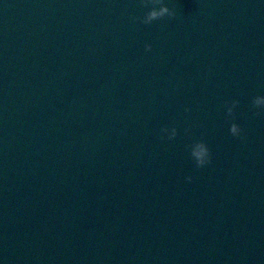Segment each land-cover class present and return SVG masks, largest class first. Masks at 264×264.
<instances>
[{
  "label": "water",
  "instance_id": "water-1",
  "mask_svg": "<svg viewBox=\"0 0 264 264\" xmlns=\"http://www.w3.org/2000/svg\"><path fill=\"white\" fill-rule=\"evenodd\" d=\"M164 3L0 0V264H264V0Z\"/></svg>",
  "mask_w": 264,
  "mask_h": 264
},
{
  "label": "clouds",
  "instance_id": "clouds-1",
  "mask_svg": "<svg viewBox=\"0 0 264 264\" xmlns=\"http://www.w3.org/2000/svg\"><path fill=\"white\" fill-rule=\"evenodd\" d=\"M144 6L149 7L151 5L150 10L145 14V16L141 19V22L144 24H151L156 20H161L165 17L174 18L176 16V12L173 9H170L165 3L164 0H143ZM157 8L159 10H157ZM152 45H147V50L151 51ZM231 133L234 136H240L242 129L237 124H232L230 128ZM199 163L197 167L202 168L207 164L211 163V151L209 148H205L202 153L199 154ZM206 157V159H205ZM189 181L192 180V177L187 178Z\"/></svg>",
  "mask_w": 264,
  "mask_h": 264
}]
</instances>
